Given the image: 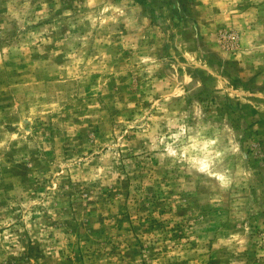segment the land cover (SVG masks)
Segmentation results:
<instances>
[{
	"label": "rangeland",
	"instance_id": "rangeland-1",
	"mask_svg": "<svg viewBox=\"0 0 264 264\" xmlns=\"http://www.w3.org/2000/svg\"><path fill=\"white\" fill-rule=\"evenodd\" d=\"M0 264H264V0H0Z\"/></svg>",
	"mask_w": 264,
	"mask_h": 264
}]
</instances>
